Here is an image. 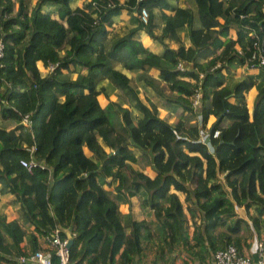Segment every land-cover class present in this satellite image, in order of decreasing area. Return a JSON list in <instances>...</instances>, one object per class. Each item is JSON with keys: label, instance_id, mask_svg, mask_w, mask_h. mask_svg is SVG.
Masks as SVG:
<instances>
[{"label": "trees", "instance_id": "1", "mask_svg": "<svg viewBox=\"0 0 264 264\" xmlns=\"http://www.w3.org/2000/svg\"><path fill=\"white\" fill-rule=\"evenodd\" d=\"M26 1L0 0V118L13 124L0 125V194L21 210L17 219L0 213V264H21L23 241L39 249L55 229L69 239V264H139L154 235L150 223L134 218L143 209L157 224L158 243L179 246L192 263L207 264L230 244L243 252L241 224L257 230L264 221V85L250 112L244 102L246 79L264 77V0H192L194 11L185 0H87L75 7V0ZM122 11L135 13V26L108 28ZM141 37L162 50L152 52ZM116 59L130 72L158 71L167 94L142 82L165 110L177 108L173 125L111 67ZM39 66L53 68L42 75ZM238 67L244 76L228 89ZM104 81L127 106H101ZM204 111L214 117L206 134L196 121ZM25 114L29 128L20 123ZM31 145L37 165L28 171L19 160ZM134 163L148 164L153 176Z\"/></svg>", "mask_w": 264, "mask_h": 264}, {"label": "rangeland", "instance_id": "2", "mask_svg": "<svg viewBox=\"0 0 264 264\" xmlns=\"http://www.w3.org/2000/svg\"><path fill=\"white\" fill-rule=\"evenodd\" d=\"M29 0L26 1L27 4H33L34 3V0H30L29 3H28ZM83 1H86V0H75L73 1L70 5L71 7H74V6H80ZM185 5H187V7L190 8L191 11H194V4L192 2V0H185ZM43 9H45L43 7ZM135 13L131 14L129 12H125V11H122L121 14L117 17H115L113 20H112V25L111 27H108V28H111V29H114L116 31H118L119 29H125L127 30V28H132L133 26H135ZM158 12L155 10L154 11V19H158L159 20V17H158ZM185 31L183 29L179 30L177 32V35L181 38V40L183 41L184 45L187 46L189 43H188V39L184 33ZM231 34H233V32L231 31ZM146 37H141L140 38V41L143 44H147V48L151 51H155V52H160L162 50V47L157 45V44H153L151 43L150 39L149 41H147L146 43H144ZM143 45V46H145ZM170 46L171 47H174V43L171 42L170 43ZM111 65V63H110ZM118 65H116L117 67ZM50 68L52 69L53 67L50 66ZM119 68V67H118ZM120 69V68H119ZM39 70H40V73L43 75L45 74L46 71H50L49 69V66L45 69H42L40 66H39ZM46 70V71H45ZM248 70V69H247ZM153 71H157V70H150L148 71V74H153ZM256 70L254 68L250 69L248 72L252 73V74H255ZM246 73V72H245ZM129 76L130 78V81H131V85L133 87H136V88H139L140 89V92H141V95L143 97H147L150 99V101L155 104V106L157 107V111H158V115L159 117H167L169 122H171V125H173L175 122H176V117L179 116V113L177 111V108L172 106L169 110H165L164 109V106L162 105V102L163 100L159 97L156 96L155 92L150 90L149 88H147L146 86H144L143 82H140L137 78V74L138 72L137 71H128L127 73H125ZM244 74V70L243 68L241 67H238L234 70V73H233V77L232 78H227L226 82H225V86L227 88H229L232 84V82H234L236 79L239 80L243 78V75ZM75 74L71 73L70 74V77L73 78ZM157 78H158V71H157ZM160 82H159V86H157L159 89H161L165 94L168 93V90H167V86L166 84L161 81L160 79H158ZM253 80V79H252ZM257 80L254 79V82H256ZM104 86H105V90L107 91V94L103 95V94H99L98 95V99H99V102L101 104V106H106L107 104H109L110 102H116L118 103L119 105L125 107L127 106V100L126 98L122 97V96H117V95H114V88L112 86H108V83H106V81H104ZM248 92H249V89L246 91L245 93V98H244V102L250 112V109H251V101L248 99L247 100V97H248ZM106 93V92H105ZM131 112L133 114H135L137 116L138 113H136V111H134L133 109H131ZM202 114H198L196 116V120L198 121V126L201 127L202 125V128H204L205 130L210 126L211 122L214 120V117L212 115H209L207 116V120L205 121L204 120V123H203V120H202ZM195 121V119H193V122ZM0 125L1 126H4L6 128H10L13 126L12 123L8 122V121H5L4 119L0 118ZM131 166L137 170H139L141 168V165L140 164H131ZM141 169H144V170H147V172H150L151 174L152 173V170L149 169L147 166H143V168ZM146 172V171H145ZM109 179L107 177H100L98 179V182L100 185H102L104 188H107L108 190H111L112 187H113V184L112 185H105L104 183L106 181H108ZM115 198L116 199H119L120 198V195L119 194H115ZM201 206H203V201H200L199 202ZM136 208H134L135 210ZM122 212H124L125 210L124 209H121ZM137 210V209H136ZM135 210V211H136ZM242 216V215H241ZM123 218L127 220L128 222V216H127V213L124 212L123 213ZM153 218V216H152ZM244 220H247L250 222V217L247 215H243L242 217ZM264 218V216L262 217ZM241 223V222H240ZM242 227H241V233L242 234V237H243V240H244V243L245 245H249V247H246L245 245H243V252H248L250 250H252V248L255 246V242L256 240L260 239L264 242V221L261 220L258 222V228L256 230V228L252 227V229L250 228H247L244 224H241ZM157 231V230H156ZM155 231V232H156ZM25 242V241H23ZM150 242H156L158 243V239L156 237V233H154V235L151 237L150 239ZM43 245V244H42ZM45 246V244L43 245ZM24 247V246H23ZM43 248V247H42ZM152 248L148 245V247L143 251L142 253V256H141V261L139 264H149L148 262V257L152 255V251H154L153 249L151 250ZM26 250V248H25ZM158 250V249H157ZM27 251H30V249H28ZM25 251V252H27ZM151 251V252H150ZM156 256L158 255L157 253L155 254Z\"/></svg>", "mask_w": 264, "mask_h": 264}, {"label": "built area", "instance_id": "3", "mask_svg": "<svg viewBox=\"0 0 264 264\" xmlns=\"http://www.w3.org/2000/svg\"><path fill=\"white\" fill-rule=\"evenodd\" d=\"M140 1V0H136ZM147 11L144 8L139 10L137 15L139 22L145 23L147 21ZM1 45H0V57ZM259 64H263L262 55L258 56ZM49 69L51 70L50 66ZM199 104V93L195 90L191 105L196 108ZM20 123L30 127V119L28 115H22L20 118ZM204 134L207 130L203 131ZM217 132H213L212 136L215 137ZM29 157L27 159L19 160V163L26 170H30L31 167L37 165L32 158V151L34 150V145L27 148ZM40 167H42L40 165ZM69 239L61 238L58 235V229H55L50 235L45 237V246L43 248L34 249L25 252L17 257V262L21 264H69ZM49 248V249H48ZM55 257V260L52 259ZM252 256L255 257V264H264V242L260 239L256 240L255 246L249 253L238 252L233 245H226L222 249L215 250L209 257L207 264H251Z\"/></svg>", "mask_w": 264, "mask_h": 264}, {"label": "crops", "instance_id": "4", "mask_svg": "<svg viewBox=\"0 0 264 264\" xmlns=\"http://www.w3.org/2000/svg\"><path fill=\"white\" fill-rule=\"evenodd\" d=\"M83 2H85V1H83ZM156 18H157V16H156ZM156 18H155V23L159 24L160 23V19L158 20ZM127 29H130V28H127ZM147 41H149V39L146 38L144 43H146ZM143 45H145V44H143ZM146 46H147V44L144 47H146ZM152 52H155V51H152ZM110 63H111V67L114 70L123 73L126 77L129 78V76L127 74H125L128 71L125 70L120 64V59L113 60ZM116 65H118V66L116 67ZM156 65H158V66H166L167 64L164 61L158 60L156 62ZM256 72L257 71H255L254 73H256ZM144 77L146 79L151 80V82L154 83L155 85L159 86V82L160 81L157 78V71H153V74L138 72L137 78H138V80L140 82H142V78H144ZM239 80H241V79L239 78ZM239 80L236 79L234 82H232L231 86L228 89H231L233 87V85ZM256 80L257 81L254 82L252 79H249V78L246 79L247 87L249 89L247 100L249 99L250 101H252L257 89L264 85V77H263V75H260V74L257 75V79ZM108 86H110V85L108 84ZM105 92L107 94L106 90H105ZM209 115H211L210 111H204L203 112V114H202L203 123H204V120L205 121L207 120V116H209ZM137 153H138V151H137ZM144 166H147L150 169V166L148 164H145ZM141 168H143V166H141ZM141 168L139 170H142L144 173H146L150 177L153 176V174H151L150 172H147V170H144V169H141ZM0 188H1V186H0ZM138 195L142 199H144L146 197V195L143 194L142 192H140V194H138ZM133 197H135V196H128L127 198L128 199H133ZM122 198H123V196L120 195V198L116 199V200L122 202ZM127 205H128V202L127 203L125 202V203H121V206H120V212L122 214V224H124V225H126V223H127V220H126L127 218L126 219L123 218V213L124 212L127 213ZM121 209H124L125 211L122 212ZM3 212L6 213L9 216V219H17V218H19V216L21 214V210L19 208V204L16 201H14L12 196L9 195V194H0V213H3ZM134 218H135V220H140V221L144 220L147 223H150L149 228H150V232L152 234H154V232L157 230V224L155 223V221L152 218L151 211H149L148 209H143L140 212V214L138 216L134 217ZM42 244H43V242L39 241L40 248L44 247L43 246L44 244L43 245ZM159 244L163 248V250H161V251L157 250L158 249L157 245H159ZM22 245L24 246V249L26 248L25 251H27L28 249H31V244H29L27 242H23ZM148 245L154 250V251H152V255L148 257V259H149L148 263L149 264H195V263H192V260L191 261L189 260V257L183 252L182 248H180L179 246H174V247H172L170 249H167L166 247H164L163 243H156V242H149V241L147 243V247H148ZM156 253L158 254L157 256L155 255ZM159 253L163 254V256H161V258L159 256ZM244 253H247V252H244ZM248 253H249V251H248ZM251 258H252L251 264H255V262H254L255 261V257L252 256ZM193 262H195V260H193ZM141 264H142V262H141Z\"/></svg>", "mask_w": 264, "mask_h": 264}]
</instances>
